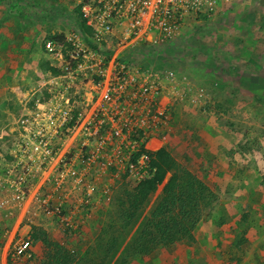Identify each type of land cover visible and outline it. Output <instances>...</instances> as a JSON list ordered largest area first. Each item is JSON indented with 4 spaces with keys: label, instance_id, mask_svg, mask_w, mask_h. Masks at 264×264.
<instances>
[{
    "label": "rangeland",
    "instance_id": "1",
    "mask_svg": "<svg viewBox=\"0 0 264 264\" xmlns=\"http://www.w3.org/2000/svg\"><path fill=\"white\" fill-rule=\"evenodd\" d=\"M217 1L211 11L188 13L166 41H138L139 34L123 41L118 33L96 40L90 28L87 44L76 27V1L0 0V15L12 14L35 43L41 38L39 65L29 63L21 90L26 95L19 106L13 104L16 118L6 128L11 133L0 140V209L5 216L13 212V219L26 210L20 223L29 226L32 252L26 258L11 250L8 264H106L96 257L116 236L120 248L110 262L115 264L162 192L165 181L126 226L127 193L137 181L116 151L109 127L102 145L88 138L83 122L71 128V117L77 112L87 117L92 109L86 79L91 76L76 73L70 59L82 51L105 60L118 56L119 62L157 76L171 105L164 147L182 171L214 194L193 230V242L178 241L125 264H247L243 258H253L255 245V256L261 252L264 262L261 236L245 235L252 213L258 220L253 231L262 230L264 238V0ZM35 25L31 35L29 27ZM58 115L66 118L60 134ZM88 155L93 162L85 169ZM225 223L240 239L231 256L212 249L207 238ZM121 230L130 232L125 242L118 237ZM19 234L11 235L12 243ZM248 241L245 252L241 245Z\"/></svg>",
    "mask_w": 264,
    "mask_h": 264
},
{
    "label": "built area",
    "instance_id": "2",
    "mask_svg": "<svg viewBox=\"0 0 264 264\" xmlns=\"http://www.w3.org/2000/svg\"><path fill=\"white\" fill-rule=\"evenodd\" d=\"M80 7L82 18L87 26L95 31L96 40L107 41L111 35L118 33V38L127 41L138 35V41L153 39L166 41L171 38L183 23L185 16L211 11L217 7V0H74ZM124 28V31H120ZM128 31L126 35L125 31ZM136 41V38H135ZM47 47L55 49L54 43ZM55 57L60 59L61 53L55 50ZM118 58V59H117ZM76 73L90 74L86 78L90 83L87 92L88 105L92 109L87 117L80 112L75 118L69 117L71 128L83 122L89 136L98 144H104L105 129L109 127L111 136L116 140V151L130 175L139 182L148 175L149 153L154 152L149 140L157 136L165 142L170 131V101L164 95L161 83L156 82V75L150 71L131 66L127 62H119V57L105 60L102 57L82 51L70 56ZM60 113V111H58ZM61 118V119H60ZM60 134L61 125L65 123V115L57 117ZM84 120V121H83ZM92 145V141H86ZM86 145V146H87ZM89 147V146H88ZM139 153L136 162L134 154ZM93 162L88 155L85 168ZM25 170H29L27 167ZM24 183V180H23ZM19 200L24 193L16 195ZM14 256L31 258V240L20 236L12 243Z\"/></svg>",
    "mask_w": 264,
    "mask_h": 264
},
{
    "label": "trees",
    "instance_id": "3",
    "mask_svg": "<svg viewBox=\"0 0 264 264\" xmlns=\"http://www.w3.org/2000/svg\"><path fill=\"white\" fill-rule=\"evenodd\" d=\"M75 12L79 17V20H76V27L89 44L91 27L86 25L79 6H76ZM139 155L134 154L132 161L136 162ZM149 156L147 177L137 182L131 193H127L128 208L122 215L127 221L126 226L137 218L136 214L142 211L150 196L164 181L165 183L150 212L128 240L115 264H125L130 258L148 256L154 250L172 246L178 241L193 242L195 240L193 230L204 215L203 209L214 200V194L209 186L194 174L182 171V167L165 147L149 153ZM129 233L127 230H121L118 237L125 242ZM117 240L119 239L114 236L110 245H107L108 249L96 258L110 264L112 257L120 248ZM44 242H48L47 238ZM54 263L56 264V261Z\"/></svg>",
    "mask_w": 264,
    "mask_h": 264
},
{
    "label": "crops",
    "instance_id": "4",
    "mask_svg": "<svg viewBox=\"0 0 264 264\" xmlns=\"http://www.w3.org/2000/svg\"><path fill=\"white\" fill-rule=\"evenodd\" d=\"M11 16L12 14L0 15V140L4 139L6 135L11 133L6 130V128L9 127L16 118L13 111V104L18 105V103L21 102V100H19L21 95H26V91H22L23 93H21V90H23V83L27 79L29 63L36 61L35 64L39 65L38 61H40L39 58L41 54L38 50L41 38L39 37V40L36 38L39 42L35 43L30 37V34L25 32L27 29L22 30V27H20ZM7 17L9 18L7 19ZM36 27L37 25L29 27L32 29L30 31L31 35H33V31ZM31 43H35L34 49H30L33 46ZM148 145H150L151 148H154L155 152L164 147L165 142H162L157 136H152ZM73 161H76V156H74ZM72 165L75 169L79 168V165L74 162ZM84 165L85 164L83 163V166ZM3 211V208L0 209V264H8L11 257L10 252L12 250L11 235L18 232L20 233V236H27V229H29V226L20 223L26 210L19 212L21 213L20 217H14V219L13 212H9V215L5 216ZM257 223L258 220L255 217V214L250 213L246 223L249 227L246 228L245 235L251 237H255L256 235L261 236L258 239V243L262 244L264 242L262 230L259 234L253 231V229L258 228ZM225 225L226 223L217 227L213 232L207 235V238L212 249L217 248L219 253H227L231 256L233 248L236 247L238 240L240 239L237 235H230V233L226 231V228L224 227ZM22 232H25L24 235H21ZM246 246H250V241L242 244L241 248L245 251L244 248ZM256 247L257 245H255V253ZM255 253L249 262L243 258L245 263L264 264L263 259L261 258V252L257 257L255 256Z\"/></svg>",
    "mask_w": 264,
    "mask_h": 264
}]
</instances>
